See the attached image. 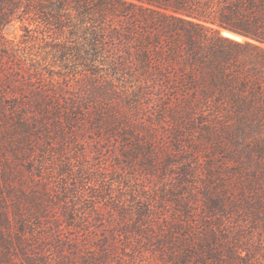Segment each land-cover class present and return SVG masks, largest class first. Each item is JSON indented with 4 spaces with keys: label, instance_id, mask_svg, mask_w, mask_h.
<instances>
[{
    "label": "trees",
    "instance_id": "1",
    "mask_svg": "<svg viewBox=\"0 0 264 264\" xmlns=\"http://www.w3.org/2000/svg\"><path fill=\"white\" fill-rule=\"evenodd\" d=\"M15 22L21 33L13 43L6 29ZM220 28L246 39L223 30L222 35ZM0 55L16 59L17 64L14 77H9L0 61V119L13 120L15 135L25 142L37 136V122L49 113L47 102L57 97L58 86L69 84L64 74L61 79L49 76V89L43 84L30 87L34 80L43 82L46 71L81 74L87 85H119L127 90L129 103L140 105L134 109L147 114L148 126V117L154 115L175 139L183 130L193 129L214 140L209 153L215 155L205 159L208 172L203 177L201 163L191 164L192 156L182 157L183 165L189 166L190 185L205 179L207 208L223 211L235 204L236 186L244 205L250 203L244 197L246 189L255 195L249 212L259 208L264 212V0H0ZM5 81L13 82L8 89ZM66 100L75 105L76 114L89 111L93 103L92 95L80 92ZM102 118L110 130L123 124L118 136L126 144V158L140 153L150 167L155 161L164 168L173 162L176 149L165 151L161 160L157 157L151 127H138L128 117ZM129 130L134 133L131 145L125 140ZM196 147L189 151L194 157ZM30 154L29 149H14L13 157L3 154L0 264H48L50 243L59 255L57 264H67L65 247L69 264L118 263L130 254L125 241L118 252L116 241L121 234L129 238L130 232L153 251L150 264H224L216 230L196 229L190 206L180 199H173L178 207L171 212L172 199L163 197L157 205L148 198L147 205L134 211L122 207L117 215L125 228L110 232L97 229L96 222L104 221L99 214L91 221L88 214L76 213L73 223L69 213L64 226L57 216L48 224L45 200L32 194L27 180L41 175V165L33 168L27 161L25 171L18 167ZM218 179L222 182L214 190ZM127 212L134 216L128 219ZM72 224L78 235L70 241L63 228ZM32 245L39 250V259L29 252ZM226 249L225 264L243 258L231 246ZM13 255L21 259L14 261Z\"/></svg>",
    "mask_w": 264,
    "mask_h": 264
},
{
    "label": "rangeland",
    "instance_id": "2",
    "mask_svg": "<svg viewBox=\"0 0 264 264\" xmlns=\"http://www.w3.org/2000/svg\"><path fill=\"white\" fill-rule=\"evenodd\" d=\"M6 32L7 37L16 43L21 33L19 23L15 22L7 27ZM241 37L243 40L246 39ZM0 61H3L4 64L2 66L4 75L14 77L17 68L16 59L0 55ZM64 74L70 78L69 84L59 85L57 97L47 102L50 111L44 119L38 120L39 132H37V136L31 137L29 141L25 142L24 138L15 135L17 131L13 120L10 118L5 121L0 119V137H2L0 140V166L3 154L12 156L14 149L31 150V154L28 156L30 159L23 160L18 164V167L25 171L29 166L27 161L33 163V168L34 164L41 165L39 170L41 175H35L33 179L27 180H31L29 186L32 194L38 197L42 196L45 200L44 205L47 207L50 218L48 224L55 216L63 222L69 213L73 215L71 218L73 223H76V213L88 214V219L91 221L93 216L99 214L102 215L104 221L96 222L97 229L110 232L125 228L120 215H117V211H121L122 207L123 210L127 208V211H134L142 205H147L148 198L151 201L155 199L153 202L156 201L155 205H157L160 201L159 198L163 197L172 199L170 210H168L171 212L178 207L173 199H180L190 206V217L192 220H197L196 229L213 227L216 230L219 240L223 244L224 264L228 260L227 246L237 250L243 257L241 259L234 258L233 261L236 264H264V212L260 208L249 212L248 207L254 206L255 195L253 192L246 189L244 197H247L246 199L250 203L244 205L242 197L238 192H235L236 186H234L235 204L220 211L215 208L209 209L206 206L208 201L203 188L205 179H195L194 186L190 185L188 181L192 177L188 172L189 166L183 165L182 157L190 158L192 156L191 164L195 161L201 163L199 167L203 177L208 172L205 167V159L210 154L215 155V152L209 153L213 147L214 140L212 138L209 139L206 135L204 137L191 129L183 130L181 138L175 139L171 135L172 131L162 128L164 124H161L154 115L148 117L151 121V126H148L147 114L145 115L140 110L137 112L134 108L138 105L128 102L126 99L127 90L124 87L100 83L87 85L81 74L58 70L46 71V79L43 82L34 80L30 87H38L43 84L44 88L49 89L51 85L47 83V78L53 76L61 79ZM12 83L5 81L6 88L8 89ZM78 92L83 95H92L93 103L88 105L89 111L77 110L76 114L75 105H71L66 98L76 95ZM67 109L70 111L66 112ZM109 116L116 117L119 121L128 117L131 119V123L138 127L143 124L144 128L151 127L153 133L151 140L153 148L158 149L157 157L161 160L165 151L172 152L176 149L172 156L173 162L164 168L158 162L156 164L155 161L154 167H150L142 160L140 153L133 154L134 157L126 158L123 155L126 144L121 136H118L119 133L123 134V124L119 122L115 125V129L110 130L109 127H105L101 123L102 117ZM162 121L167 124L165 119ZM194 123L197 125L199 121H194ZM128 132L130 135L125 140L127 145H131L134 133L131 130ZM145 137L143 135L142 139L144 140ZM206 138L207 142H205ZM194 145L197 146V150L199 149L195 152V157L194 154L191 155L192 152H189ZM177 148L179 152L180 150L182 152L179 153ZM216 154L220 160L219 152L217 151ZM33 170L36 171V169ZM216 182L218 185L214 186V190L220 186L222 181L218 179ZM213 189L212 192H214ZM112 213L114 217L111 216ZM127 214L125 217L127 216L128 219L131 215L134 216L133 212H127ZM128 219L127 221H129ZM64 224L65 222L62 223V226ZM128 229L131 228L128 227ZM76 234V226L74 227L73 224L63 228L65 239L73 241L76 239ZM128 235L129 238H125L121 234L120 240L116 242L118 252H120L124 245L123 241H125L130 256H126L125 261L107 264H150L154 260L153 251L146 250L148 246L139 243L133 232ZM27 242L29 245L32 244L31 241ZM32 246L29 252L34 258L39 259V250L36 245ZM68 253L70 254L65 247L63 249L64 263L66 261L67 264L70 263ZM12 258L14 261L21 259L20 255H13ZM164 258L166 259V256ZM46 259L48 264H57L59 259V255L51 243L46 250ZM158 263L161 264L159 261Z\"/></svg>",
    "mask_w": 264,
    "mask_h": 264
},
{
    "label": "water",
    "instance_id": "3",
    "mask_svg": "<svg viewBox=\"0 0 264 264\" xmlns=\"http://www.w3.org/2000/svg\"><path fill=\"white\" fill-rule=\"evenodd\" d=\"M221 30H224V31H226V32H229V33H232V34H234V35H239V34H237V33H235V32H232V31H230V30H227V29H225V28H220V32H221ZM222 34V33H221ZM223 35V34H222ZM226 36V35H225ZM239 36H241V35H239Z\"/></svg>",
    "mask_w": 264,
    "mask_h": 264
},
{
    "label": "bare ground",
    "instance_id": "4",
    "mask_svg": "<svg viewBox=\"0 0 264 264\" xmlns=\"http://www.w3.org/2000/svg\"><path fill=\"white\" fill-rule=\"evenodd\" d=\"M222 31V30H221ZM224 31V30H223Z\"/></svg>",
    "mask_w": 264,
    "mask_h": 264
}]
</instances>
